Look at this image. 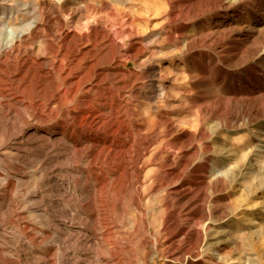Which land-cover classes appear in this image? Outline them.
<instances>
[{
  "label": "rangeland",
  "instance_id": "rangeland-1",
  "mask_svg": "<svg viewBox=\"0 0 264 264\" xmlns=\"http://www.w3.org/2000/svg\"><path fill=\"white\" fill-rule=\"evenodd\" d=\"M262 133L264 0H0V264H264Z\"/></svg>",
  "mask_w": 264,
  "mask_h": 264
},
{
  "label": "bare ground",
  "instance_id": "bare-ground-1",
  "mask_svg": "<svg viewBox=\"0 0 264 264\" xmlns=\"http://www.w3.org/2000/svg\"><path fill=\"white\" fill-rule=\"evenodd\" d=\"M4 21V20H3ZM8 23V22H7ZM21 33V32H20ZM18 35V34H17ZM19 38H20V36H19ZM19 38H17V39H19ZM14 46V43H12V44H10V45H7V46H5V47H3V50H2V53L4 54V55H8L10 52H11V49H12V47ZM14 48V47H13ZM13 50V49H12ZM159 89H160V91H162V92H164V88H163V85H161L160 87H159ZM121 104V103H120ZM119 104V105H120ZM83 106H85V104H83ZM118 106V105H117ZM121 107H122V105H121ZM88 108V107H87ZM84 111V110H83ZM81 112V111H80ZM95 113V112H94ZM86 114H87V112H86ZM88 115L89 116H93V114H92V110L90 109V112L88 113ZM87 115V116H88ZM96 115V114H95ZM102 115V114H101ZM80 117H81V115H79ZM85 116V115H84ZM90 124H93V123H90ZM261 137V139H263L264 138V135H263V133H262V135L260 136ZM29 140V139H28ZM29 142V141H28ZM46 142V141H45ZM69 142L70 143H72L74 146H75V148L77 147V146H79V145H77L78 144V141L76 140V139H69ZM33 143V142H32ZM47 144V143H46ZM148 143L147 142H145V143H143V147H138V149H137V151H136V154H135V158H132L133 159V161L135 162V165H137L139 162H141V160L143 159V157L145 156V154H146V152H147V150H148ZM40 146V145H39ZM80 152V151H79ZM82 153V152H81ZM80 154V153H79ZM82 155V154H81ZM80 155V156H81ZM97 157V156H96ZM121 157V156H120ZM125 159V157H121V160H124ZM126 159H127V157H126ZM125 162H127V161H125ZM251 163V162H250ZM136 167H138V166H136ZM141 167V166H140ZM134 170V169H133ZM141 174H142V168H139V169H137V181L140 183V179H141ZM230 181H232V182H235V176H233V175H230ZM245 179V178H244ZM199 182H201L202 183V185L203 184H206V182H205V180L203 179V177H201V178H199ZM237 182V181H236ZM200 183V184H201ZM231 183V182H230ZM186 196H189V195H187L186 194ZM186 196H183L182 197V200L183 199H185V197ZM140 202V196H138L137 197V199H136V203H139ZM181 213H179L178 215H180ZM179 217L180 216H175V217H173L172 218V220H167V221H165V223L163 224V226H162V231H163V233H164V235H165V233H168V235H169V237H171V239H174L175 237H177V235H179V234H181V233H183V229L179 226ZM170 242V241H169ZM169 242H168V244H169ZM171 246V245H170ZM167 250H170L169 249V246L167 247Z\"/></svg>",
  "mask_w": 264,
  "mask_h": 264
}]
</instances>
